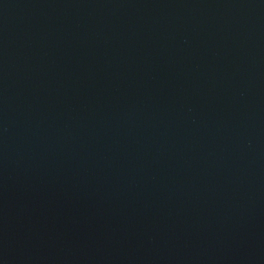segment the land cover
I'll use <instances>...</instances> for the list:
<instances>
[{
	"label": "water",
	"instance_id": "obj_1",
	"mask_svg": "<svg viewBox=\"0 0 264 264\" xmlns=\"http://www.w3.org/2000/svg\"><path fill=\"white\" fill-rule=\"evenodd\" d=\"M0 264H264V0H0Z\"/></svg>",
	"mask_w": 264,
	"mask_h": 264
}]
</instances>
